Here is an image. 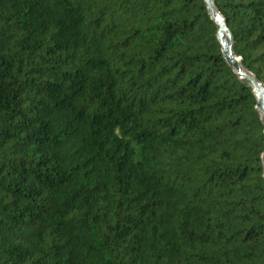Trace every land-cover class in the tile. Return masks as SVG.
Wrapping results in <instances>:
<instances>
[{
	"label": "trees",
	"instance_id": "obj_1",
	"mask_svg": "<svg viewBox=\"0 0 264 264\" xmlns=\"http://www.w3.org/2000/svg\"><path fill=\"white\" fill-rule=\"evenodd\" d=\"M264 83V0H215ZM204 0H0V264H264V124Z\"/></svg>",
	"mask_w": 264,
	"mask_h": 264
},
{
	"label": "water",
	"instance_id": "obj_2",
	"mask_svg": "<svg viewBox=\"0 0 264 264\" xmlns=\"http://www.w3.org/2000/svg\"><path fill=\"white\" fill-rule=\"evenodd\" d=\"M208 12L218 27L217 38L222 46V52L228 65L239 76L242 81L248 82L257 99V109L261 114V119L264 124V83L260 81L255 74L247 70L242 62L241 57L237 56L234 51V36L229 28L226 18L218 10L215 0H204ZM264 166V154H263Z\"/></svg>",
	"mask_w": 264,
	"mask_h": 264
}]
</instances>
